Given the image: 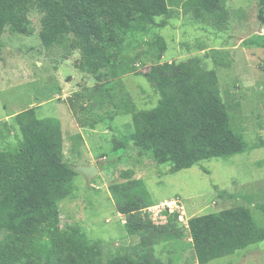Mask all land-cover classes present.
<instances>
[{"label": "rangeland", "instance_id": "1", "mask_svg": "<svg viewBox=\"0 0 264 264\" xmlns=\"http://www.w3.org/2000/svg\"><path fill=\"white\" fill-rule=\"evenodd\" d=\"M224 6L229 17L222 28L185 16L181 9L128 34L102 17L99 35L109 63L96 74L80 69L78 50L42 44V14L36 10L26 14V32L6 27L1 35L0 152L18 148L16 114L36 108L38 118L59 120L63 161L72 168L93 164L98 173L88 181L76 172L72 196L58 204V229H77L98 242L104 259L132 255L138 247L139 237L126 232L108 191L127 170L144 182L154 204L146 211L161 228L167 221L162 206L172 201L178 209L168 215L176 216L182 228L192 217L236 207L248 209L264 228V0H225ZM159 37L166 45L161 59L155 51ZM213 55L225 58L228 66H215ZM194 57L215 71L223 107L249 149L172 172L170 164L156 162L151 152L139 151L128 140L130 112L153 108L158 101L145 77L153 65ZM155 256L161 264H198L187 233L157 245ZM207 264H264V240Z\"/></svg>", "mask_w": 264, "mask_h": 264}, {"label": "trees", "instance_id": "2", "mask_svg": "<svg viewBox=\"0 0 264 264\" xmlns=\"http://www.w3.org/2000/svg\"><path fill=\"white\" fill-rule=\"evenodd\" d=\"M224 5L225 0H0V51L4 29L26 32V14L36 10L42 14V44L78 50L83 60L80 69L96 74L109 63L99 35L102 17L128 34L181 9L185 16L222 28L229 17ZM134 14L137 17L132 19ZM165 49L164 40L157 38V59ZM211 61L217 67L228 66L223 57L213 55ZM145 77L158 101L153 108L130 112L133 132L128 140L139 151L151 152L160 164H170L172 172L248 151L244 136L233 128L223 107L215 71L201 59L158 63ZM12 120L21 139L16 150L0 152V264H161L155 247L182 239L185 233L196 262L207 264L264 240V228L244 207L192 217L186 228L165 211L166 226L161 228L146 211L154 204L144 182L127 170L108 191L124 217L126 232L139 237L138 247L132 255L104 259L98 242L87 240L77 229H58V204L72 196L77 175L63 161L59 120L38 118L36 108Z\"/></svg>", "mask_w": 264, "mask_h": 264}, {"label": "water", "instance_id": "3", "mask_svg": "<svg viewBox=\"0 0 264 264\" xmlns=\"http://www.w3.org/2000/svg\"><path fill=\"white\" fill-rule=\"evenodd\" d=\"M72 169L75 172L84 175L88 181H90L98 173L97 167L93 164L90 166H77Z\"/></svg>", "mask_w": 264, "mask_h": 264}, {"label": "built area", "instance_id": "4", "mask_svg": "<svg viewBox=\"0 0 264 264\" xmlns=\"http://www.w3.org/2000/svg\"><path fill=\"white\" fill-rule=\"evenodd\" d=\"M163 209H165V211H168V213H173L174 211H176L178 209V205L177 202L172 201L170 203H165L163 206ZM150 210V208H148Z\"/></svg>", "mask_w": 264, "mask_h": 264}, {"label": "crops", "instance_id": "5", "mask_svg": "<svg viewBox=\"0 0 264 264\" xmlns=\"http://www.w3.org/2000/svg\"><path fill=\"white\" fill-rule=\"evenodd\" d=\"M80 131V130H79ZM81 140H83L82 136H80Z\"/></svg>", "mask_w": 264, "mask_h": 264}]
</instances>
